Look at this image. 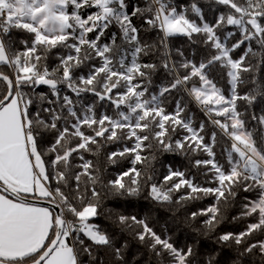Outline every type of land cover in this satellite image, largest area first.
<instances>
[{
	"label": "snow or ice",
	"instance_id": "obj_1",
	"mask_svg": "<svg viewBox=\"0 0 264 264\" xmlns=\"http://www.w3.org/2000/svg\"><path fill=\"white\" fill-rule=\"evenodd\" d=\"M207 3L211 20L199 0H0V264H128V240L96 222L105 213L145 249L140 264H217L151 213L104 208L145 189L170 210L212 197L185 217H205V233L238 206L244 227L217 239L230 264H264V0ZM164 154L196 172L169 163L157 179Z\"/></svg>",
	"mask_w": 264,
	"mask_h": 264
},
{
	"label": "trees",
	"instance_id": "obj_2",
	"mask_svg": "<svg viewBox=\"0 0 264 264\" xmlns=\"http://www.w3.org/2000/svg\"><path fill=\"white\" fill-rule=\"evenodd\" d=\"M200 4L204 7L206 16L211 20L213 14L209 11L211 5L207 3V0H199ZM130 3H142V0H130ZM177 3L180 4H189L191 0H177ZM138 24L140 21H136ZM113 28L111 31H115ZM145 38L149 39L152 42H155L158 37L152 32L145 33ZM170 46L175 48H183L187 53L190 49V45L185 37H175L170 41ZM145 62H156L158 63V58H145ZM162 73H158L154 77L156 84H159L163 81ZM223 83V82H222ZM227 88V85H223ZM246 89H242L244 91ZM191 111L195 112L197 122L204 119L203 114L195 108L194 105H190ZM210 127L208 131H210ZM118 145H110L105 149V152L114 150ZM217 151L219 153V145L217 146ZM95 159L94 157H90ZM192 159H203L206 158L203 154L199 156H193ZM218 159L223 160L222 156L218 155ZM101 164H104V155L100 157ZM171 163L173 167L190 169V174L195 173L196 170L191 168L189 160L185 157L179 155L164 154L160 156L157 160L153 161L154 168L157 172V179L159 176L163 175L166 172L164 165ZM130 160H122L119 164L114 166H108L107 170L104 172L105 179L114 178L115 175L120 172L130 168ZM138 167H140L138 165ZM198 179L202 177L198 176ZM241 195H245L241 193ZM147 190L143 191L139 197H113L108 196L104 201V208L111 209L114 214H126V215H136L142 217L147 213H151L152 224L159 231L161 226L167 225L169 230L174 233L177 243L181 246L184 244H195L196 252L198 259L200 261L205 260L209 256L218 253L216 256L217 264H230V262L235 258L236 253L233 248L222 245L217 237L218 235L228 232V231H240L244 227L243 222L241 223H232L231 218L233 215H236L239 211V207H233L226 210V219L223 223L217 226L214 232L205 233L203 229V220L205 217H198L196 221H188L185 217L189 216L191 212L197 211L202 207L208 206L213 202L212 197L205 198L203 200L189 202L185 207L180 208L179 210H170L169 208H161L158 205L153 204L149 199H146ZM102 228L107 229L109 232L116 234L117 243L122 240H128L129 248L126 253V260L128 264H140L141 260L146 259L147 254L143 247H141L135 240H133L127 233H120V230L112 223V219L108 216L107 213L101 216L97 221ZM197 229L199 231H197ZM142 254V255H140ZM139 255V259L137 256ZM251 264H257L255 260Z\"/></svg>",
	"mask_w": 264,
	"mask_h": 264
},
{
	"label": "rangeland",
	"instance_id": "obj_3",
	"mask_svg": "<svg viewBox=\"0 0 264 264\" xmlns=\"http://www.w3.org/2000/svg\"><path fill=\"white\" fill-rule=\"evenodd\" d=\"M131 166H132V165H131ZM131 166H130V167H131ZM137 167H138V166H137Z\"/></svg>",
	"mask_w": 264,
	"mask_h": 264
}]
</instances>
